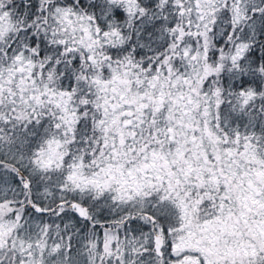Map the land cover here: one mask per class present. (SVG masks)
<instances>
[{
    "label": "snow or ice",
    "instance_id": "obj_1",
    "mask_svg": "<svg viewBox=\"0 0 264 264\" xmlns=\"http://www.w3.org/2000/svg\"><path fill=\"white\" fill-rule=\"evenodd\" d=\"M0 264H264V0H0Z\"/></svg>",
    "mask_w": 264,
    "mask_h": 264
}]
</instances>
